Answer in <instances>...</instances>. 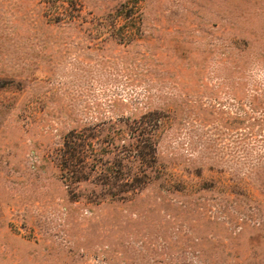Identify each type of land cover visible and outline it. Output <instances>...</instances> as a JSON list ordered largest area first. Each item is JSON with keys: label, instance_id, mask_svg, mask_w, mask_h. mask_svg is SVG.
Listing matches in <instances>:
<instances>
[{"label": "rangeland", "instance_id": "1", "mask_svg": "<svg viewBox=\"0 0 264 264\" xmlns=\"http://www.w3.org/2000/svg\"><path fill=\"white\" fill-rule=\"evenodd\" d=\"M0 264H264V0H0Z\"/></svg>", "mask_w": 264, "mask_h": 264}, {"label": "trees", "instance_id": "2", "mask_svg": "<svg viewBox=\"0 0 264 264\" xmlns=\"http://www.w3.org/2000/svg\"><path fill=\"white\" fill-rule=\"evenodd\" d=\"M84 147L86 148L87 145L86 144L80 145V143L78 144V149L81 150ZM66 148L72 150L71 154H73L72 155V158L73 159H70V161H67L65 159V161L62 162V167H64L65 168L64 170H66L68 173L70 172L69 174H71L73 176L74 173L77 172V170L75 169V165L73 164V162L75 164H77V165H83L84 166L85 165V161L83 160L84 159V155L82 153H79L80 151H78V149L75 150L74 149L75 147L74 148L73 147L71 148V147H67L66 146ZM136 158H140V156H136Z\"/></svg>", "mask_w": 264, "mask_h": 264}]
</instances>
